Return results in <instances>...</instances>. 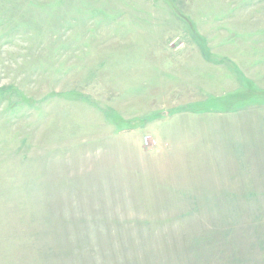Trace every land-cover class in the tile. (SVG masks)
Here are the masks:
<instances>
[{
	"label": "rangeland",
	"instance_id": "rangeland-1",
	"mask_svg": "<svg viewBox=\"0 0 264 264\" xmlns=\"http://www.w3.org/2000/svg\"><path fill=\"white\" fill-rule=\"evenodd\" d=\"M0 264H264V0H0Z\"/></svg>",
	"mask_w": 264,
	"mask_h": 264
},
{
	"label": "built area",
	"instance_id": "built-area-1",
	"mask_svg": "<svg viewBox=\"0 0 264 264\" xmlns=\"http://www.w3.org/2000/svg\"><path fill=\"white\" fill-rule=\"evenodd\" d=\"M143 141H144V143H145L146 145H150V146L155 145V141H154L153 139H150V138L147 137V136L144 137Z\"/></svg>",
	"mask_w": 264,
	"mask_h": 264
}]
</instances>
